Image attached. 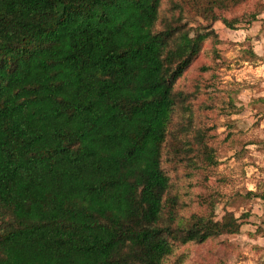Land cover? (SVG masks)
<instances>
[{"label": "trees", "instance_id": "trees-1", "mask_svg": "<svg viewBox=\"0 0 264 264\" xmlns=\"http://www.w3.org/2000/svg\"><path fill=\"white\" fill-rule=\"evenodd\" d=\"M248 1L0 0V264H185L251 223L181 191L218 164L181 80Z\"/></svg>", "mask_w": 264, "mask_h": 264}, {"label": "rangeland", "instance_id": "rangeland-1", "mask_svg": "<svg viewBox=\"0 0 264 264\" xmlns=\"http://www.w3.org/2000/svg\"><path fill=\"white\" fill-rule=\"evenodd\" d=\"M223 14L230 20L253 15L256 21L238 29L217 22L214 28L219 42H206L181 80L183 89L198 93L193 100L195 125L216 150L218 161L212 171L182 179L181 191L188 203V216L221 220L227 213L239 216L249 212L251 223L237 235L187 245L178 254H188L185 264H264V250L259 249L256 237L259 202L251 195L259 193V183L264 179V133H259V105L245 107L259 96L264 80L259 74V60L248 53L259 52V40L264 44V0H249Z\"/></svg>", "mask_w": 264, "mask_h": 264}, {"label": "crops", "instance_id": "crops-1", "mask_svg": "<svg viewBox=\"0 0 264 264\" xmlns=\"http://www.w3.org/2000/svg\"><path fill=\"white\" fill-rule=\"evenodd\" d=\"M254 52L259 57V74H261L262 78H264V59H263L264 44L261 40H259V52L257 50ZM260 81L261 80L259 79V82ZM261 82L262 83L260 84L261 88H259V96L255 97L256 99L254 100L248 101V103H246L245 105L246 108L259 105V113H256V115L258 114L257 118L259 119L258 121H259V133L260 134L264 133V124H263L264 123V108L263 109L261 108L262 107L261 105H264V80H262ZM262 136L264 135H261V137ZM259 190H264V179H262V181L259 183ZM257 200L259 202V204H257L258 207L256 211L257 214L259 215V235H256V237L259 240V249L263 251L264 250V200H261V199H257Z\"/></svg>", "mask_w": 264, "mask_h": 264}]
</instances>
